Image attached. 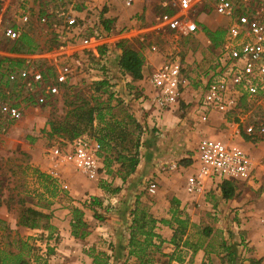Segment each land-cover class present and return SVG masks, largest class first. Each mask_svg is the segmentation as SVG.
Returning a JSON list of instances; mask_svg holds the SVG:
<instances>
[{
	"label": "rangeland",
	"instance_id": "obj_1",
	"mask_svg": "<svg viewBox=\"0 0 264 264\" xmlns=\"http://www.w3.org/2000/svg\"><path fill=\"white\" fill-rule=\"evenodd\" d=\"M161 10L154 0L128 9L117 2L0 0V59L23 60L13 69L2 63L0 72V106L20 111L16 120L0 112V248L21 253L24 264H264V93H238L237 106L226 113L202 108L203 85L229 19L204 4L197 30L182 34L158 23ZM214 31L223 32L217 45L209 34ZM20 33L39 49L10 53ZM124 48L142 56L140 79L120 68ZM167 60L181 65L180 93L162 108L150 76ZM22 71H38L43 79L34 82ZM59 75L64 81L57 92H48ZM95 106L109 108L105 120L122 121L131 134L101 148L97 138L109 126L94 119L70 139L81 114L76 109ZM202 137L237 144L251 160L253 177L234 182L231 198L216 185L197 194L185 191ZM79 138L97 160L95 178L55 154ZM136 138L139 162L124 177L119 156L128 155L124 145L133 153ZM27 208L42 213L37 227L20 224ZM74 209L84 222L76 228Z\"/></svg>",
	"mask_w": 264,
	"mask_h": 264
},
{
	"label": "built area",
	"instance_id": "obj_2",
	"mask_svg": "<svg viewBox=\"0 0 264 264\" xmlns=\"http://www.w3.org/2000/svg\"><path fill=\"white\" fill-rule=\"evenodd\" d=\"M81 1L107 7L117 2L128 9L139 0ZM154 1L157 8L162 9L157 16L158 23L170 31L182 34L197 30V14L204 4L207 5L208 12L212 10L213 13L229 19L220 53L203 85L202 108L226 113L237 106L238 93H264V0H240L237 5L234 0ZM22 14L21 19L26 22L28 15ZM6 34L14 35L10 31ZM181 69L178 61L167 60L151 74L150 82L157 91L154 99L160 107L177 101ZM21 76H27L34 82L43 79L38 71H22ZM63 81V75L57 76L56 81L49 84L48 92L56 93L57 84ZM0 112L11 120L20 118V111L15 105L2 104ZM259 132H264V127ZM91 152L81 138L75 140L72 148L63 154L55 149V154L72 161L90 179L95 178L99 168ZM191 160V172L185 179V191L189 194L203 192L208 185H216L220 189L224 181H245L253 177V166L248 154L239 145L221 138L202 137ZM155 186L151 182L149 190L154 191ZM260 227V240L264 246V217Z\"/></svg>",
	"mask_w": 264,
	"mask_h": 264
},
{
	"label": "trees",
	"instance_id": "obj_3",
	"mask_svg": "<svg viewBox=\"0 0 264 264\" xmlns=\"http://www.w3.org/2000/svg\"><path fill=\"white\" fill-rule=\"evenodd\" d=\"M211 40L214 42V45H217L220 41L223 35L222 31H214L210 32ZM39 49V45L36 41H34L29 35L26 33H20V35L13 41L11 48L9 49L10 53H33ZM7 62V68L6 69H13L14 65H19L23 62L21 59H14L5 57L3 59H0V72H1V64ZM142 63L143 58L142 56L135 50L124 48L122 49V53L120 55L119 59V66L120 68L129 73L134 79H140L142 76ZM101 85L106 84V80L100 82ZM109 109V108H108ZM101 107H87L85 109H82L81 107L77 108V110H80L81 114L76 119V124L74 125V131L70 136V139H73L77 137L80 133H82L85 129H87L89 126L93 124L94 119H96L99 123H105L107 126V131L97 138L98 145L102 148L104 146H109L110 140L121 142L124 141L125 136L129 135L131 133H127L125 130V127L122 121H117L115 119L108 121L105 120V113L109 114V110ZM106 111V112H105ZM95 114V116H94ZM113 116V115H112ZM130 119V116H128ZM83 125L82 129L80 128V125ZM139 124L135 125V128H138ZM105 128V126H104ZM125 149L124 151L127 152L128 155H121L119 158L123 161V165L126 167L125 175H129L130 173H133L136 166L138 165L139 159H138V147H139V138L135 139V142L132 140V148H134L133 153H130L131 148H127L126 145H124ZM190 163V162H189ZM188 163V164H189ZM123 177V178H124ZM106 186V184H104ZM220 190L222 192L223 197L225 198H231L234 195V182L231 181H224L220 185ZM96 201V199H95ZM75 213H77L78 217L76 219V222L73 223V227L76 228L78 225H84V222L81 220V212L74 209ZM38 216H42V213L38 210L27 208L24 212L23 216L21 217L20 224L29 228H34L38 226ZM177 222L181 221L177 219ZM143 228L142 226H139L138 228ZM74 235H77L78 233L73 231ZM146 236L150 235L153 236L154 233H151V231L144 232ZM82 236V235H80ZM146 245L150 244V241H148L147 237L145 239ZM136 243L135 241V233L132 232L130 236L129 245L133 246ZM173 243H175L173 238ZM132 253V251H130ZM24 264V262L21 259V253L13 255L10 252H6L5 250L0 248V264Z\"/></svg>",
	"mask_w": 264,
	"mask_h": 264
}]
</instances>
